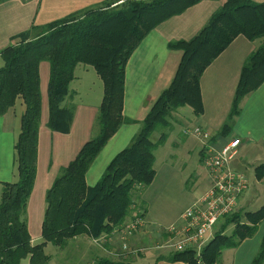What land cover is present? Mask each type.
I'll use <instances>...</instances> for the list:
<instances>
[{"label": "trees", "instance_id": "obj_1", "mask_svg": "<svg viewBox=\"0 0 264 264\" xmlns=\"http://www.w3.org/2000/svg\"><path fill=\"white\" fill-rule=\"evenodd\" d=\"M7 0H0V3ZM203 0H105L51 22L36 25L12 37L1 51L5 64L0 67V116L23 99L25 110L16 138L17 178L4 182L0 202V264H49L45 247H64L80 235L99 238L122 225L140 200L139 190L150 186L157 174L155 150L165 143L172 123V112L189 105L194 113H204L201 77L207 67L240 35L261 40L244 62L228 121L230 127L241 113L245 96L264 83V1L225 0L207 24L191 39L172 40L170 49L183 56L171 84L159 95L141 121V128L130 144L108 164L93 186L86 175L109 139L125 123L137 122L124 115L127 63L144 38L159 24L182 14ZM50 63L48 84L49 120L53 131L70 132L75 114L64 105L72 95L71 82L79 64L91 65L104 83V96L96 119L97 132L77 156L61 169L46 194L42 225L43 240L32 243L27 207L38 170L39 130L42 117L40 65ZM74 94V93H73ZM161 130L157 140L152 139ZM264 177V164L256 168ZM136 193V195H135ZM138 193V194H137ZM264 221V205L255 210L240 208L222 219L215 236L204 247L206 264H220L223 251L238 247L253 237ZM233 225L231 233L226 230ZM160 260L199 264L194 250L170 251ZM92 264H134L124 259L102 256ZM251 264H264V234Z\"/></svg>", "mask_w": 264, "mask_h": 264}, {"label": "crops", "instance_id": "obj_2", "mask_svg": "<svg viewBox=\"0 0 264 264\" xmlns=\"http://www.w3.org/2000/svg\"><path fill=\"white\" fill-rule=\"evenodd\" d=\"M103 1L105 0H7L0 3V67L5 64L4 62L2 65L1 60L4 61V59L1 51L10 45L14 35L29 29L33 24L42 25ZM115 1L118 3L122 0ZM262 1L264 0H259V2ZM224 2L225 0H203L182 14L171 17L153 29L133 52L127 63L123 112L125 116L137 122L123 124L109 139L87 172L88 185H95L101 179L111 160L130 144L141 128V121L159 95L171 84L183 51L170 49L168 43L172 40H189L194 37ZM256 44V40H250L243 35L238 36L204 71L201 77V91L205 110L199 116L198 123L201 128L212 133L211 142L216 147L220 148L234 137L241 138L242 144L232 161V166L249 173L253 165L257 185L261 186L264 184V177L262 179L257 177L256 168L264 164V83L244 97L241 113L230 127L223 128L229 118L242 66L249 54L256 48ZM40 74L42 117L39 130L38 170L27 207V220L33 244H38L43 240L42 225L47 207V191L60 174L61 169L67 166L77 156L83 145L95 136L96 119L104 96V83L101 76L91 65L79 64L75 70V79L70 85L72 95L68 96L63 103L75 108L71 130L67 133L53 131L47 125L50 79L48 61L41 63ZM24 110L23 99L18 98L16 104L0 116L1 196L3 183L17 178L14 145L21 129V116ZM221 136L224 137L222 140L219 138ZM204 146L203 144L200 149L202 162ZM208 177V185L198 192L196 197L200 198L209 188L211 183L209 174ZM249 187L250 180L242 196ZM140 197L143 199L144 189ZM198 198H195L193 203ZM135 213L137 210L133 208L126 221L130 220ZM146 213L144 210L146 226L128 238V243L132 246L163 241L166 234L160 232V226H168L179 220H172L168 224L156 223L148 219ZM261 225L262 223L253 237L245 239L237 247V250H240L243 246H248L253 242L250 245L251 254L247 258V264H251L259 250L264 230L257 241L252 240L255 236L258 237ZM116 246H118L117 243L107 242L104 247L105 251L100 257L109 256L116 259L113 255ZM96 248L101 251L98 246ZM159 255L161 252L155 253V261ZM157 264L185 263L160 260Z\"/></svg>", "mask_w": 264, "mask_h": 264}, {"label": "rangeland", "instance_id": "obj_3", "mask_svg": "<svg viewBox=\"0 0 264 264\" xmlns=\"http://www.w3.org/2000/svg\"><path fill=\"white\" fill-rule=\"evenodd\" d=\"M123 1L116 2L115 5L121 4ZM256 43L259 46L261 40H256ZM1 61L3 65L4 61ZM198 119L199 116L194 113L189 105L181 106L173 111L170 116L172 125L165 130L168 133V138L165 143L155 150L157 175L153 183L147 186V189L144 188L143 199L137 200V197H135V205L133 206L137 213L143 212L142 214H144L145 210L147 218L153 220V222L168 224L172 220L180 219L186 208L193 203L195 198H198L196 197L197 193L208 185V170L200 158V149L203 146V141L191 132L192 129L199 126ZM186 129H189L190 132H185ZM161 132L159 129L156 130L152 135V139L157 140ZM209 134L211 135L212 133L209 132ZM219 138L222 140L224 137L221 136ZM252 167H250L249 173L246 172L249 176L250 187L242 196L238 210L243 206L242 209L255 211L264 205V184L261 186L257 185ZM141 192L140 189L139 195H141ZM221 224L222 222L218 223L216 230L219 229ZM233 228L234 226L231 225L226 232L231 233ZM263 230L264 221L258 237L255 236L252 241H255V239L257 241L261 237ZM138 231L128 234L126 240L120 234H115L112 240L103 239L100 243L95 242L94 238L88 235H80L79 237L77 236L78 238L70 239L64 247L48 243L45 251L51 256L49 264H92L102 257L100 255L104 253V247L107 242L118 244L114 249V254L112 253L114 258L117 260L124 259L134 264H154L155 253L168 254L171 251L157 248V242L141 246L130 245L128 238ZM124 241L127 242V248H124ZM252 243L248 244V246H243L240 250H237V247L225 249L219 263L234 264L236 262V264H247V258L251 254L250 245ZM97 246L102 252L96 250ZM144 248L145 250H142ZM126 255L131 256L127 257ZM22 264H30L29 259L23 260Z\"/></svg>", "mask_w": 264, "mask_h": 264}, {"label": "built area", "instance_id": "obj_4", "mask_svg": "<svg viewBox=\"0 0 264 264\" xmlns=\"http://www.w3.org/2000/svg\"><path fill=\"white\" fill-rule=\"evenodd\" d=\"M185 132L190 130L186 129ZM191 132L200 137L205 145L203 163L211 183L203 195L186 208L178 221L160 226V232L166 234L167 238L158 242L156 247L171 251L194 250L198 263L206 264L202 259V251L215 236L218 223L240 207V199L248 187L249 176L232 166L242 144L241 138L234 137L219 148L212 144L209 132L200 126H196ZM142 213L125 221L110 235L95 238V242L100 243L103 239L110 241L115 234H120L126 240L128 234L146 226L147 221ZM123 245L124 248L128 247L126 241Z\"/></svg>", "mask_w": 264, "mask_h": 264}]
</instances>
